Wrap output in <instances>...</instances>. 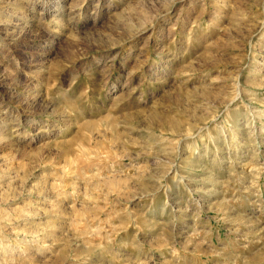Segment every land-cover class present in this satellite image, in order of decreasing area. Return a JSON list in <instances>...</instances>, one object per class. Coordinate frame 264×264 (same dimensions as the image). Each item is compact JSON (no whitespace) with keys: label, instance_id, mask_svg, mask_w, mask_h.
<instances>
[{"label":"rangeland","instance_id":"rangeland-1","mask_svg":"<svg viewBox=\"0 0 264 264\" xmlns=\"http://www.w3.org/2000/svg\"><path fill=\"white\" fill-rule=\"evenodd\" d=\"M0 264H264V0H0Z\"/></svg>","mask_w":264,"mask_h":264},{"label":"bare ground","instance_id":"bare-ground-1","mask_svg":"<svg viewBox=\"0 0 264 264\" xmlns=\"http://www.w3.org/2000/svg\"><path fill=\"white\" fill-rule=\"evenodd\" d=\"M92 126V125H91ZM85 149V148H84Z\"/></svg>","mask_w":264,"mask_h":264}]
</instances>
